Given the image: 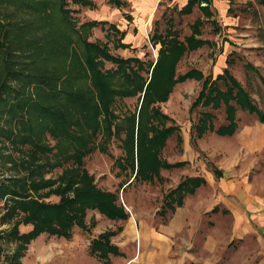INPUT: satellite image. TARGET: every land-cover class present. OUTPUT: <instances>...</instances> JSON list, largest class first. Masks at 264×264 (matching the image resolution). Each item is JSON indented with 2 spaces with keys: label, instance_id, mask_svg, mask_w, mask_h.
<instances>
[{
  "label": "trees",
  "instance_id": "16d2710c",
  "mask_svg": "<svg viewBox=\"0 0 264 264\" xmlns=\"http://www.w3.org/2000/svg\"><path fill=\"white\" fill-rule=\"evenodd\" d=\"M106 1L119 10L128 6L125 0ZM256 1L264 5V0ZM68 2L92 10L97 7L93 0H0V138L9 140L14 148L28 147V151L19 150L26 160L8 158L24 176L0 183V201L7 198L3 222L20 217L4 236L17 243L14 254L6 257L8 264H21L27 246L43 233L70 239L75 227L87 229L88 211H98L114 221L129 219L126 209L117 204L119 197L99 188L85 167L90 154L108 155L114 138L123 151L114 167L128 178L120 183L122 187L131 181L137 166L136 180L141 176L144 182L155 184L165 182L163 170L189 164L164 158L168 141L175 136L177 148L183 152L181 127L161 107L178 84L190 79L202 82L191 106V111L203 109L190 136L196 151L197 141L209 132L233 136L239 128L240 110L257 115L264 124V112L231 73L234 61L227 60V68L215 78L198 69L178 74V63L185 54L212 45L202 38L203 20L197 19L191 35L183 40L172 19L165 33L155 32L150 38L152 47L158 48L155 63L151 58L115 56L107 44L90 41L93 29L108 26L107 36L111 32L120 35L115 39L116 49L131 47L123 43L126 32L107 21L77 26ZM212 5L213 0H189L179 13L188 16L198 7L216 31L220 26L213 18ZM123 17L132 21L127 13ZM106 63L115 68L108 69ZM244 69L261 77L251 63H245ZM126 99H136L135 108L118 113ZM222 108L226 124L216 128L213 112ZM48 136L56 141L55 146L47 144ZM208 167L217 180L223 177L214 164L208 162ZM55 169H63L62 175L47 179L46 174ZM205 185L201 176L180 181L164 194L157 215L166 223L188 195ZM53 195L59 197L58 202L48 201ZM21 224H32L33 229L21 234ZM89 226L96 227L93 217ZM122 230L100 234L90 244L91 255L104 264H109L111 254L122 255L112 243Z\"/></svg>",
  "mask_w": 264,
  "mask_h": 264
},
{
  "label": "rangeland",
  "instance_id": "374dc122",
  "mask_svg": "<svg viewBox=\"0 0 264 264\" xmlns=\"http://www.w3.org/2000/svg\"><path fill=\"white\" fill-rule=\"evenodd\" d=\"M93 1L97 6L95 11L80 7L71 2H68L67 8L73 11V17L77 26H81V24L87 21L99 20L113 23L119 27V30L126 31L127 36L123 42L131 44V47L126 50L114 47L115 39L120 38V35L111 32L107 36L106 30L108 26L93 29L92 37L90 38L92 42L107 44L113 55L122 58L138 57L142 60L151 58L156 63L158 48L154 49L150 42V38L155 32L165 33L169 25L168 21L172 19L176 29L179 31L181 40H183L185 37L191 35V26L194 22L197 19L203 20L202 38L209 40L212 45L185 54L178 63V74H183L191 69H198L206 76L212 75L215 78L227 68L226 61L230 59L235 62L230 68L231 73L250 91L257 105L264 112V84L262 82V78L264 79V5L256 0H213V18L220 26L219 30L214 31L211 23L204 17L198 7L194 8L191 15H180L179 11L189 0H128V6L121 10L110 7L106 0ZM124 13L132 17L131 22L123 18ZM147 53L149 56H146ZM13 60L15 61L14 58ZM247 62L259 70L261 77L253 73L247 74L244 69V64ZM106 67L108 69L115 68L112 63H106ZM201 87L202 82L197 79H190L182 84H178L174 88L176 90L175 101L173 99V102L161 105L162 110L175 119L181 127L180 134L182 137L190 138L193 133V125L197 123L199 114L203 110L202 108H196L191 111L192 103L200 92ZM136 103V99H126L120 103L121 109L117 111L120 113L126 108L134 109ZM213 113L216 115L214 122L216 128L226 124L224 108ZM237 118L241 123L247 122L246 118L258 119L257 115L241 110L238 111ZM45 141L51 147L56 144V141L52 140L49 136ZM168 143L169 146L164 154L165 159L181 153L177 148L176 136L170 138ZM120 144V141L114 138L110 145L109 154H102L99 151L90 154L85 159V167L95 177L99 188L111 191L119 197L117 204L124 208L127 207L125 209L130 217L126 221H114L106 218L98 211L89 212L87 229L82 230L75 227L74 231L76 234L83 235L88 240L90 239L91 242L96 239L93 238L92 229L89 228L92 216L95 219L96 225L99 223L100 228H107L111 231H116L119 227H122L123 232L125 227L128 230L129 227L127 225L130 224L132 227L129 229L133 230L132 233L136 238L140 236V231L144 224L147 226L148 223L150 227L159 228L160 224L165 222L157 215L162 205L163 196L177 186L174 187V178L179 176L178 168L171 170L173 182L164 177L161 172V176L165 182L151 184L144 182L141 176L136 180L138 174L137 166L131 181L122 187L120 183H124L128 178L122 174H118V169L114 167L115 160L123 155ZM20 149L28 151V147L18 146L14 148L9 140L0 138V183H10L24 176L22 171L14 167V163L8 159L11 157L16 162L22 159L26 160L27 157L20 154ZM18 153L20 155L15 156ZM175 157L178 158L177 155ZM206 165L211 170L208 167V163ZM189 170L185 169L183 175L181 174L183 176L182 180L187 177L196 176V173L191 175V173H194V170ZM62 173L63 169H55L47 173L46 178L56 180ZM132 173L133 171L129 172V174ZM49 201L58 202L59 198L53 195L49 198ZM2 204L0 203V215L3 210ZM95 214H98V219H96ZM22 230H24L23 227L21 228ZM244 243L246 248L247 242L245 241ZM130 245L134 244L131 243ZM237 245L240 244L234 240L232 248ZM6 247L8 248V245ZM257 252H259V249H257ZM225 253L229 255V251ZM5 255L7 254L3 253L0 256V264L6 263ZM244 259L247 260L245 257Z\"/></svg>",
  "mask_w": 264,
  "mask_h": 264
},
{
  "label": "crops",
  "instance_id": "0c3cea01",
  "mask_svg": "<svg viewBox=\"0 0 264 264\" xmlns=\"http://www.w3.org/2000/svg\"><path fill=\"white\" fill-rule=\"evenodd\" d=\"M125 1L129 4L128 0ZM175 94L174 89L167 103L175 101ZM246 119L245 123L238 120L239 128L233 136L222 137L215 132L204 135L197 141L199 151L192 147L190 138L183 137V152L175 154L178 158L174 155L167 160L175 161L170 163L188 162L189 165L178 169L179 176L174 178L175 181L171 170H163L162 174L174 181L175 187L182 180L184 170L190 169L194 170L191 175L196 173V176L205 178L207 185L188 195L183 207L159 228L144 224L136 238L129 229L132 225H127L128 230L124 226V231L112 238L122 255L111 254L109 264H264V124L259 119ZM168 146L169 143L164 154ZM206 161L223 173L221 179H216ZM6 202L7 198L0 201L3 203L0 256L5 253L8 257L14 254L17 243L4 236L20 217L3 222L7 213ZM216 208L218 212L214 213ZM95 217L98 219V214ZM22 227L24 230L21 231ZM32 229V224L19 226L21 234ZM107 230L100 228L98 223L91 230L92 236L97 238ZM234 240L240 245L232 248ZM245 241L248 248L244 246ZM90 243V239L76 234L74 229L70 239L43 233L27 246L20 261L21 264H104L91 255Z\"/></svg>",
  "mask_w": 264,
  "mask_h": 264
}]
</instances>
